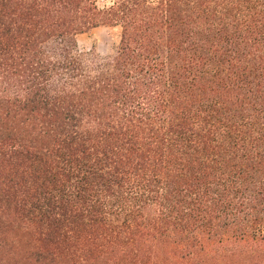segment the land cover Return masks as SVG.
Here are the masks:
<instances>
[{
  "label": "trees",
  "instance_id": "1",
  "mask_svg": "<svg viewBox=\"0 0 264 264\" xmlns=\"http://www.w3.org/2000/svg\"><path fill=\"white\" fill-rule=\"evenodd\" d=\"M108 3L0 0V264H264V0Z\"/></svg>",
  "mask_w": 264,
  "mask_h": 264
},
{
  "label": "rangeland",
  "instance_id": "2",
  "mask_svg": "<svg viewBox=\"0 0 264 264\" xmlns=\"http://www.w3.org/2000/svg\"><path fill=\"white\" fill-rule=\"evenodd\" d=\"M98 6L108 5L110 0H96ZM77 45L81 51H89L91 46L95 44L97 53L106 57L113 53L118 43V33L116 30L100 27L94 29L88 35H80L76 38Z\"/></svg>",
  "mask_w": 264,
  "mask_h": 264
}]
</instances>
